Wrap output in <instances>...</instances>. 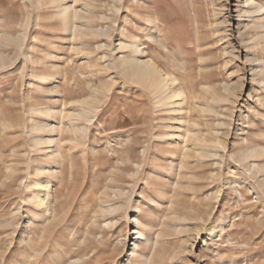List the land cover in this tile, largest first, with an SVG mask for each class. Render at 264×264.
Masks as SVG:
<instances>
[{
  "label": "rangeland",
  "instance_id": "374dc122",
  "mask_svg": "<svg viewBox=\"0 0 264 264\" xmlns=\"http://www.w3.org/2000/svg\"><path fill=\"white\" fill-rule=\"evenodd\" d=\"M0 264H264V0H0Z\"/></svg>",
  "mask_w": 264,
  "mask_h": 264
},
{
  "label": "bare ground",
  "instance_id": "6f19581e",
  "mask_svg": "<svg viewBox=\"0 0 264 264\" xmlns=\"http://www.w3.org/2000/svg\"><path fill=\"white\" fill-rule=\"evenodd\" d=\"M58 1L61 2L63 0H58ZM129 48L134 58L131 60L129 59L130 60L129 62L125 60V64H127L125 70L127 72L125 73L129 75L132 81L148 86L152 91L153 95L156 94V97L159 96L163 100H171L173 98L181 97L180 93L176 94L171 90L170 88L171 84H169V80L164 74L161 73L157 64H155L154 61L152 62V60L143 59L141 57L143 52L141 51L139 44L137 42L129 46ZM43 185H44L43 183L37 184L36 187L38 188V192H36L33 197L34 200H36L39 204H42L44 202V198L41 192H39V189ZM214 234L215 232H213L211 235L213 236ZM137 235H138V238L136 239L137 241L141 240L144 237V235L141 234V232H137ZM136 244L137 242L135 243V245Z\"/></svg>",
  "mask_w": 264,
  "mask_h": 264
}]
</instances>
